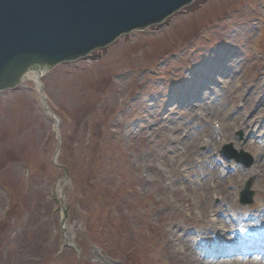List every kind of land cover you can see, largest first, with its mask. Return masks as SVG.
<instances>
[{"label":"rangeland","instance_id":"obj_1","mask_svg":"<svg viewBox=\"0 0 264 264\" xmlns=\"http://www.w3.org/2000/svg\"><path fill=\"white\" fill-rule=\"evenodd\" d=\"M189 154L192 169L178 162ZM174 167L223 172L210 193L220 225L231 215L243 234L264 205V0H194L38 86L0 91V264H182L168 229L207 264H264L257 243L227 253L201 240L200 206L167 205L176 195L158 179Z\"/></svg>","mask_w":264,"mask_h":264},{"label":"water","instance_id":"obj_2","mask_svg":"<svg viewBox=\"0 0 264 264\" xmlns=\"http://www.w3.org/2000/svg\"><path fill=\"white\" fill-rule=\"evenodd\" d=\"M193 0H0V91L118 36L162 22ZM247 196V190L243 197Z\"/></svg>","mask_w":264,"mask_h":264},{"label":"bare ground","instance_id":"obj_3","mask_svg":"<svg viewBox=\"0 0 264 264\" xmlns=\"http://www.w3.org/2000/svg\"><path fill=\"white\" fill-rule=\"evenodd\" d=\"M38 72L36 71H29L25 74V77H32L35 83L40 85L38 81ZM23 78V79H24ZM247 127V123L245 125ZM254 150L257 152V155L260 156V148L259 147H253ZM262 151V149H261ZM190 154L187 155V157L182 161H178L180 165L182 164H187L193 163L191 165V169L194 168L197 163L199 164L195 158L192 160L190 159ZM258 159H262L258 157L256 159V162ZM206 161V160H205ZM207 162V161H206ZM203 160L200 164L199 168H202L203 166ZM258 164H263V163H258ZM257 164V167H259ZM152 169H155V166H152ZM173 172L176 175L175 178H168L167 176L161 177L158 179V182L163 185L164 188L168 189L169 192L172 193V195H176V198H173L171 200V203H167L169 207L173 209V211L177 215H182L184 209L186 208L188 210V217L193 216V211L196 207H199V216L204 217L203 219V226H201V229L204 231L202 233L207 234V238L202 239L210 244L213 243L214 245H219L220 243H224L222 245L223 248L229 253L230 249H241V246L244 245L245 247L248 245H252L254 243L259 244L260 246V254L258 255V260H261L264 262V205L260 206L258 211H255L251 209L250 211H246L244 220L250 222L246 225L244 224V231L243 234L240 233L237 230H234L231 227V221L232 218L230 217L231 215H227V220L225 225H220V221L218 218H214L211 213L216 214L217 209L212 205L210 201V193L213 191L214 187L220 188L221 184L225 182V178H222V173L223 172H216L215 170L208 171L206 169H200L196 175L188 179L186 178V175H184L185 172L188 171V167L184 168H178L174 167ZM251 174H255V170L251 172ZM260 174V173H259ZM180 175L179 182L177 183L182 184V188H179L176 184V178ZM146 180H149L147 176H144ZM213 182L212 186H209L210 183ZM205 187L207 189H205ZM212 189V190H211ZM159 199H163V201H167L166 198L160 197ZM261 200L264 202V193L261 194ZM228 211V207L226 209ZM250 217L252 219H250ZM247 223V222H246ZM207 225V227H206ZM168 234L170 237L175 239L174 236H177V241L176 243L171 241V249H172V254L180 260L182 264H207L208 262L206 259H203L200 257V254L197 250V248H194L187 240L185 237L182 236V234H179L178 232L168 229L167 230ZM201 233V234H202ZM194 235L197 237L198 233L195 232ZM261 236L262 238L257 241ZM176 240V239H175ZM210 255H213L210 253ZM246 257V256H243ZM247 262H258L257 260L251 261V259H247Z\"/></svg>","mask_w":264,"mask_h":264}]
</instances>
